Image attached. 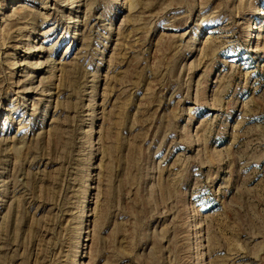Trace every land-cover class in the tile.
Here are the masks:
<instances>
[{"label": "rangeland", "instance_id": "374dc122", "mask_svg": "<svg viewBox=\"0 0 264 264\" xmlns=\"http://www.w3.org/2000/svg\"><path fill=\"white\" fill-rule=\"evenodd\" d=\"M0 264H264V0H0Z\"/></svg>", "mask_w": 264, "mask_h": 264}]
</instances>
